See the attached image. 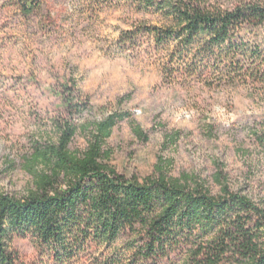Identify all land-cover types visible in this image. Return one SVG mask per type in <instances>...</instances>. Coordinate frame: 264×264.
I'll list each match as a JSON object with an SVG mask.
<instances>
[{
	"label": "rangeland",
	"instance_id": "374dc122",
	"mask_svg": "<svg viewBox=\"0 0 264 264\" xmlns=\"http://www.w3.org/2000/svg\"><path fill=\"white\" fill-rule=\"evenodd\" d=\"M199 1L229 7L240 0ZM41 2L24 14L16 0H0V193L21 197L31 188L25 160L71 121L63 95L75 82L90 106L76 124L125 115L107 140L117 173L142 181L160 170L204 184L214 196L226 186L264 209V85L169 77L172 49L157 47L144 31L165 25L156 7ZM127 32L137 35L135 45L120 43ZM87 138L78 130L72 149L84 148ZM13 248L19 264H49L29 238H15Z\"/></svg>",
	"mask_w": 264,
	"mask_h": 264
},
{
	"label": "trees",
	"instance_id": "16d2710c",
	"mask_svg": "<svg viewBox=\"0 0 264 264\" xmlns=\"http://www.w3.org/2000/svg\"><path fill=\"white\" fill-rule=\"evenodd\" d=\"M16 1L24 14L42 4ZM133 1L164 16L163 27L144 31L157 47L172 49L169 77L249 78L264 85V0L229 7ZM120 39L137 43L133 32ZM63 105L71 121L58 125L55 142L36 144L25 160L31 188L21 197L0 193V264H19L17 237L29 238L49 264H173L176 258L180 264H264V209L226 186L214 196L204 184L160 170L142 181L117 173L107 140L125 115L76 124L90 106L75 82ZM78 130L88 138L84 148L72 149Z\"/></svg>",
	"mask_w": 264,
	"mask_h": 264
}]
</instances>
